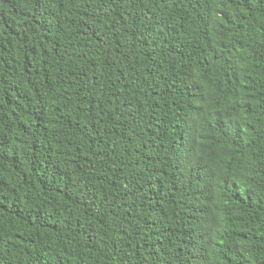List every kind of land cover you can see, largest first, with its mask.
I'll use <instances>...</instances> for the list:
<instances>
[{"label":"trees","instance_id":"16d2710c","mask_svg":"<svg viewBox=\"0 0 264 264\" xmlns=\"http://www.w3.org/2000/svg\"><path fill=\"white\" fill-rule=\"evenodd\" d=\"M0 264H264V0H0Z\"/></svg>","mask_w":264,"mask_h":264}]
</instances>
